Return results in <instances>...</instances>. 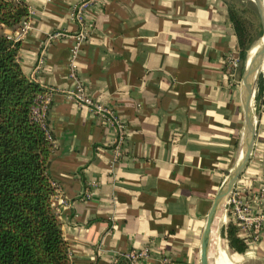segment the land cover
I'll use <instances>...</instances> for the list:
<instances>
[{"label":"crops","instance_id":"obj_1","mask_svg":"<svg viewBox=\"0 0 264 264\" xmlns=\"http://www.w3.org/2000/svg\"><path fill=\"white\" fill-rule=\"evenodd\" d=\"M20 1L28 14L3 32L14 38L26 22L17 62L49 89L46 172L69 264H128L129 251L141 252L134 264H199L206 214L243 139L240 76L225 60L238 46L224 0H87L73 55L71 10L80 0ZM77 87L123 126L118 152L115 124L66 96ZM255 93L251 149L224 208L232 193L264 207V56ZM224 208L219 229L229 221L237 234ZM240 254L264 264V230Z\"/></svg>","mask_w":264,"mask_h":264},{"label":"trees","instance_id":"obj_2","mask_svg":"<svg viewBox=\"0 0 264 264\" xmlns=\"http://www.w3.org/2000/svg\"><path fill=\"white\" fill-rule=\"evenodd\" d=\"M224 2L236 36L240 76L246 50L259 34H251L231 2ZM27 14L20 0H0V264H69L46 172L52 143L45 120L32 110L44 88L23 74L16 59L18 41L3 32ZM220 235L234 252L245 250L246 241L231 222Z\"/></svg>","mask_w":264,"mask_h":264},{"label":"built area","instance_id":"obj_3","mask_svg":"<svg viewBox=\"0 0 264 264\" xmlns=\"http://www.w3.org/2000/svg\"><path fill=\"white\" fill-rule=\"evenodd\" d=\"M87 4V0H80L72 6L71 17L77 22V31L74 34L75 43L71 46V54L76 52L77 45L79 41L85 36V31L82 26L83 15L82 9ZM26 22H23L17 30V34L13 39H17L21 33L26 28ZM64 35L62 31L54 32L50 34V38ZM72 58V57H71ZM237 54L229 52L225 56L226 64L229 67H235L237 64ZM70 65H72V60H70ZM47 94H49V89L44 88V92L37 96V103L33 106V113L38 119H42V113L46 107ZM77 105H85L89 109H92L96 114L101 117L107 123H113L116 126V134L114 137L115 150L118 152L119 146L123 141L124 130L121 123L115 118L112 111L107 107L103 106L99 102L94 101L81 87H77L76 90L70 91L66 94ZM116 152V153H117ZM263 194V188L261 187L258 192V196ZM225 210L229 209L230 218L235 226L236 232L241 237H243L246 243L256 242L261 233L264 230V207L256 206L257 210H254L250 201L246 197H242L238 194L232 193L225 199ZM141 254V252L129 251L124 254V257L128 260V264H134L136 258Z\"/></svg>","mask_w":264,"mask_h":264},{"label":"water","instance_id":"obj_4","mask_svg":"<svg viewBox=\"0 0 264 264\" xmlns=\"http://www.w3.org/2000/svg\"><path fill=\"white\" fill-rule=\"evenodd\" d=\"M253 6L258 19V27H259L258 37H260L261 41L249 59H246V55H245L244 66L239 79V96H240V103L243 113V139H242V147L240 150V157L235 163L233 169L227 174V176L225 177V179L217 189L213 197V200L211 202L210 208L206 214L205 222L200 236L199 264H208L207 256H206L207 239H208V233L214 212L217 206L219 205L221 199H223L226 196V194L230 191L238 174L243 168L248 158L251 149V144L253 141L254 124H253L251 104L254 98L255 81L258 75V71L262 65L263 56H264L263 0H253Z\"/></svg>","mask_w":264,"mask_h":264},{"label":"rangeland","instance_id":"obj_5","mask_svg":"<svg viewBox=\"0 0 264 264\" xmlns=\"http://www.w3.org/2000/svg\"><path fill=\"white\" fill-rule=\"evenodd\" d=\"M230 1L232 6L236 8L239 14L242 16L245 26L249 29L251 34L258 33V19L253 6V0H227ZM224 221V211L223 216L217 226V230L212 232L211 240H213V251L210 254V260L213 263L219 264H256V261L248 257L246 254H240V257L233 255L234 251L227 245L226 240L220 235V225ZM222 239V240H221ZM218 242V243H217ZM225 246V250H224ZM223 248V249H222ZM222 252L224 254H222ZM222 260H220L219 258ZM226 257V258H225ZM216 260V261H215ZM228 260V261H227ZM220 263V264H221Z\"/></svg>","mask_w":264,"mask_h":264},{"label":"bare ground","instance_id":"obj_6","mask_svg":"<svg viewBox=\"0 0 264 264\" xmlns=\"http://www.w3.org/2000/svg\"><path fill=\"white\" fill-rule=\"evenodd\" d=\"M261 39L260 37H258L252 44L251 46L247 49V53H246V59H249L250 56L253 54V52L255 51V49L257 48V46L259 45ZM223 202H224V199H221L219 205L217 206L215 212H214V215H213V218H212V221H211V224H210V229H209V233H208V239H207V253H206V256H207V263L208 264H215L213 263L214 261H211L210 260V254L211 252L213 251V240H211V236L209 238V235H210V232L212 234V232L216 231L217 230V226L223 216ZM209 242V243H208ZM219 258V257H218ZM226 258V257H225ZM220 259V258H219ZM221 260V259H220ZM216 261V260H215ZM222 261V260H221ZM228 261V260H227ZM221 263V262H220ZM219 263V264H220ZM222 264V263H221ZM228 264V263H227Z\"/></svg>","mask_w":264,"mask_h":264}]
</instances>
